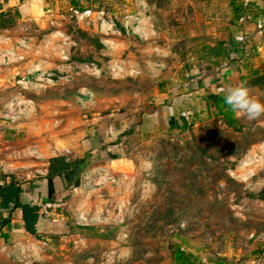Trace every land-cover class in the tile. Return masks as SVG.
Returning <instances> with one entry per match:
<instances>
[{"label": "rangeland", "instance_id": "rangeland-1", "mask_svg": "<svg viewBox=\"0 0 264 264\" xmlns=\"http://www.w3.org/2000/svg\"><path fill=\"white\" fill-rule=\"evenodd\" d=\"M160 3L165 4L161 10L154 6ZM71 7L91 9V19L78 21ZM144 15L157 27L143 39L157 37V50L142 45L135 31ZM260 20L264 24V0H59V12L48 17L46 27L21 21L31 25L15 32L0 29V55L13 53V62L1 56L0 73L17 63L23 73L19 69L16 79L32 68L55 74L52 82L24 88L1 73L0 119L30 126L33 141L27 156L16 152L0 163L10 170L23 158L43 160L39 147L45 141L59 137L71 146L90 129L103 128L110 114L120 120L127 112L140 113L147 101L140 88L178 91L195 67L213 75L235 69L229 87L246 85L251 72L264 73ZM219 31L222 40L214 35ZM226 41L237 43L238 55L231 52L232 58ZM209 47L218 57L211 63L209 56L200 60ZM152 50L161 61L151 64L157 70L144 78L139 72L149 64L140 54ZM247 88L264 103V88ZM199 101L188 117L181 114L190 127L185 131L127 135L129 160L110 172L97 168L83 175L63 197L58 211L68 232L43 233L30 247L18 249L9 264H179L177 248L188 254L183 264H264V199L259 197L264 116L249 120L236 114L240 128L232 130L219 121L215 104L203 108ZM157 138H172L178 146L157 153Z\"/></svg>", "mask_w": 264, "mask_h": 264}, {"label": "crops", "instance_id": "crops-1", "mask_svg": "<svg viewBox=\"0 0 264 264\" xmlns=\"http://www.w3.org/2000/svg\"><path fill=\"white\" fill-rule=\"evenodd\" d=\"M154 6L161 10L159 5ZM16 9L20 12L19 21L17 25L8 29H12L14 32L21 31L31 25L21 21H36L37 25L42 28L48 25V17L53 12H59V0H0V13ZM147 17L146 15L137 18L140 21L136 24L135 31L139 33L141 39L146 35L145 33L156 31L157 25L148 22ZM175 29L171 28L173 31ZM214 35L222 40L224 32L219 31ZM200 37L202 38V36ZM157 40V37L152 36L148 40L143 39L142 45L145 47L151 45V49L155 47L157 50ZM169 42L166 43L168 47H170ZM208 49L207 52H202L200 60L203 61L204 57L209 56L207 61L211 63L218 57L214 54V50L212 52L210 47ZM229 53L231 56L233 55L232 58L235 57L234 53L230 51ZM141 57L145 59L142 60L148 62L149 66L143 67L139 72L140 76L152 77L153 71L157 69H154L151 64H158L161 58L157 57V52L154 53L153 50L151 54L141 53ZM227 58L230 60L228 56ZM16 64L5 67L1 72L7 75L13 85L12 79H16L15 74L19 72V69L22 72L23 66ZM231 67L233 66L231 65ZM234 70L228 67L222 69L220 74L213 75L206 73L205 69L199 66V68H193L192 72H188L189 80L185 81L183 88L178 91H174V89L161 91L153 85L140 88V92L147 95V101L142 106L140 113L127 112L120 120H117L119 119L117 116L113 118L115 114H110V118L106 124L104 123L103 128L90 129L88 137L82 139L78 137L71 146H64L63 139L59 140V137H54L50 142L45 141L39 147L41 151H44V159L23 158L17 166L18 168H13L16 171L8 170V168L5 170L3 165L7 164L0 163V177L6 180L5 185L0 188V264H9L10 257L17 253L18 249L30 247L35 241L41 239L43 233L58 236L59 233H67L68 222L64 214L59 212V209L53 214H43L41 206L44 203L62 200L73 186L83 180V175L85 176L97 168H106L109 171L113 166L122 165L129 160L124 138L134 130H139L142 137L145 133L150 132V135L147 134L151 136L150 138L156 137L160 133V129L179 130L183 125L181 112L192 108L199 109L201 106L199 99L203 102V108L207 107L209 103L211 104L210 108H214L215 103L213 102L218 97V87L221 84L229 87V82L236 77L237 72ZM1 73L0 95L3 93L1 83H4ZM121 125L124 128H121ZM0 126V158L15 156L16 152L27 156L31 152L30 144L33 141V131L30 126L16 124L14 119H0ZM24 132H27V135ZM10 134L16 137L17 144L13 141L15 138L10 139ZM25 135L26 137H24ZM23 146H26L23 152L16 150V147L22 148Z\"/></svg>", "mask_w": 264, "mask_h": 264}, {"label": "trees", "instance_id": "trees-1", "mask_svg": "<svg viewBox=\"0 0 264 264\" xmlns=\"http://www.w3.org/2000/svg\"><path fill=\"white\" fill-rule=\"evenodd\" d=\"M76 3V2H75ZM161 7H165V4H159ZM20 17L19 10H5L0 13V29H8L13 26H15L18 22V19ZM228 51L234 52L236 55H238V45L237 43H229L226 41V46ZM92 60V57L83 58V60ZM248 81L246 83V87H259L264 88V73L260 72L258 70H254L250 73V77L248 76ZM244 79V78H243ZM220 85V84H219ZM215 108H216V114L220 117L219 121L224 123L226 128L232 129V130H238L240 128L238 117L236 116V113L231 111L223 102V95L218 96L215 101ZM187 121L185 118H183V125L181 126V131H185L186 129H189ZM127 133V132H126ZM130 133V132H128ZM210 133V132H209ZM173 137V136H172ZM169 139H161L157 138L156 141V149L157 153L159 151L169 152V148L171 146H178L177 140L173 142ZM181 143V142H180ZM165 155V154H164ZM181 172H185L186 170L181 169ZM259 197L261 199H264V189L260 192ZM175 259L177 263L183 264L188 261V254L187 252L183 251L181 248H177L175 251Z\"/></svg>", "mask_w": 264, "mask_h": 264}, {"label": "built area", "instance_id": "built-area-1", "mask_svg": "<svg viewBox=\"0 0 264 264\" xmlns=\"http://www.w3.org/2000/svg\"><path fill=\"white\" fill-rule=\"evenodd\" d=\"M70 11H71V16L75 17L78 21L86 19V18H90L92 15L91 9L81 10L80 8H77V7H71ZM258 27L261 30L264 29V24H263V22H261V20L259 21ZM237 40L240 42H244L245 36L239 35V36H237ZM12 54H13L12 51H10L8 54H1L0 58H1V56H2V58L8 57L9 62H13L11 60ZM54 77H55V74L53 72L40 70V68H32V69L27 70L26 73L20 79H16V80H17V83L21 84L24 88H28V87H39L43 83L52 82L54 80ZM218 90H219V92L224 91L225 85L221 84L218 87ZM189 114H191L190 110H188V111L186 110V111L182 112V115L184 117H188ZM14 157H16V156H14ZM3 166H4V169L6 170L7 168L9 169V166H11V165L8 164V165H3ZM5 181L6 180L4 178L0 177V188L5 185ZM63 205H65L64 200H56L53 202H46L41 206L42 207V213L45 215L53 214V212H55L59 208L63 207Z\"/></svg>", "mask_w": 264, "mask_h": 264}, {"label": "clouds", "instance_id": "clouds-1", "mask_svg": "<svg viewBox=\"0 0 264 264\" xmlns=\"http://www.w3.org/2000/svg\"><path fill=\"white\" fill-rule=\"evenodd\" d=\"M224 104L238 116L256 120L264 116V103L250 95V90L243 84L230 86L223 93Z\"/></svg>", "mask_w": 264, "mask_h": 264}, {"label": "water", "instance_id": "water-1", "mask_svg": "<svg viewBox=\"0 0 264 264\" xmlns=\"http://www.w3.org/2000/svg\"><path fill=\"white\" fill-rule=\"evenodd\" d=\"M12 81H14V82H15V78H13V79H12Z\"/></svg>", "mask_w": 264, "mask_h": 264}]
</instances>
